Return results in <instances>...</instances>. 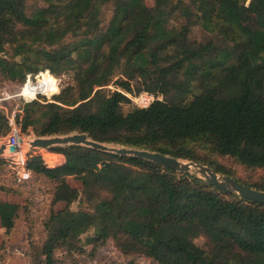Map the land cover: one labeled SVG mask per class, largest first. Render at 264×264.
<instances>
[{
  "label": "trees",
  "instance_id": "obj_1",
  "mask_svg": "<svg viewBox=\"0 0 264 264\" xmlns=\"http://www.w3.org/2000/svg\"><path fill=\"white\" fill-rule=\"evenodd\" d=\"M244 11L259 21L244 27ZM46 69L70 73L74 84L52 101H24L25 123L44 119L49 133L81 130L189 159L200 146L264 167V0H0V74L22 84ZM111 82L163 98L120 113L127 98L105 93ZM9 130L0 111V135ZM66 155L55 168L27 164L56 182L52 207L64 203L50 210L43 242L29 240L31 264H55L58 248L81 250L90 230L83 244L112 239L157 264H264V205L138 158L81 147ZM19 212L0 199L5 232Z\"/></svg>",
  "mask_w": 264,
  "mask_h": 264
},
{
  "label": "rangeland",
  "instance_id": "obj_2",
  "mask_svg": "<svg viewBox=\"0 0 264 264\" xmlns=\"http://www.w3.org/2000/svg\"><path fill=\"white\" fill-rule=\"evenodd\" d=\"M145 1L148 6L153 5V0ZM109 13V9L107 8L104 13L106 20L109 17ZM240 20L244 27L250 28L259 21V18L249 11H244L240 14ZM192 36L195 38L202 37L199 27L194 28ZM46 70L56 79L58 93L68 85L74 84V79L70 73L55 75L48 69ZM20 86L21 82L12 81L0 74V111L5 115L12 113L13 110L19 111L22 109L25 100L19 96ZM116 86V84L111 82L109 85L104 86L103 90L105 93H110ZM133 88L134 90L131 93L134 94L136 90L134 86ZM37 93L41 94L34 100L41 101H52L53 96L58 94ZM157 96L163 98L161 94ZM131 108L133 106L128 98L118 105L120 113H125ZM88 109L97 111V103L92 102ZM117 115L119 114L112 115L115 121L118 118ZM22 133L24 135L29 134L28 131H22ZM46 151L49 150H43V152ZM199 156L218 163L230 175L241 181L264 185V168L245 167L231 157L212 154L209 151L200 150ZM67 179L74 187H81L82 185L81 179L77 175L70 176ZM55 187L56 182L43 174L33 172L29 180L18 181L11 173V169L0 167V199L20 205V212L15 226L10 232H5L0 223V264H31L27 254L29 240H32L35 244H41L45 238L44 222L50 210L53 208V210L57 211L64 206V203L55 204L53 207L51 205L52 193ZM77 205V202L73 203L72 208L76 209ZM91 234L92 230L81 236V250L58 248L55 251V264H157L153 259L141 254H123L116 247L112 239H108L103 243L101 242L96 246L94 244H83L86 237ZM196 241L199 245L203 246L205 239L198 238Z\"/></svg>",
  "mask_w": 264,
  "mask_h": 264
},
{
  "label": "water",
  "instance_id": "obj_3",
  "mask_svg": "<svg viewBox=\"0 0 264 264\" xmlns=\"http://www.w3.org/2000/svg\"><path fill=\"white\" fill-rule=\"evenodd\" d=\"M22 131H28L29 134L24 135ZM16 132L25 164L36 162L46 168H55L65 164L67 159L66 151L75 150L78 147L94 149L110 155L111 157L107 158L111 160H116L118 157L126 159L134 157L156 164L163 169L175 171L177 177H181L185 173L190 174L223 192L264 205V185L241 181L233 175H230L218 163L210 159L201 158L199 156L200 150L209 151L217 155L221 154L200 146H196L195 149L193 147L199 158L189 159L176 157L159 150L124 145L113 141L98 140L86 131L81 130L49 133L46 132V122L44 119L32 123H25L20 119L16 127ZM44 149H48L49 151L43 152ZM15 151L16 149L13 146L7 147L4 144L0 145V157ZM48 156L51 157L48 158ZM221 156L231 157L237 163L245 167H250L240 163L232 156ZM126 159L120 162L125 163L129 167H133V162ZM225 197L228 198L227 195Z\"/></svg>",
  "mask_w": 264,
  "mask_h": 264
},
{
  "label": "built area",
  "instance_id": "obj_4",
  "mask_svg": "<svg viewBox=\"0 0 264 264\" xmlns=\"http://www.w3.org/2000/svg\"><path fill=\"white\" fill-rule=\"evenodd\" d=\"M44 72L48 71L45 70ZM42 74L43 72L41 71L37 73L29 72L26 74L24 82L19 87V96H21L25 101H32L34 99H37V96L41 94L36 92L34 84L42 78ZM114 90H117L123 95H125L129 99L133 107H147L154 100L162 99L157 96L158 94H154L145 90L140 91L138 93L134 92V94L131 92L124 91L119 87L114 88ZM22 112V109L19 111L13 110L12 113L6 115L10 130L5 136L0 135V145L4 144L7 147L13 146L15 147L16 151L0 158L8 162L5 168L11 169V173L15 176L18 181H27L31 178L33 170L28 167L27 164L24 163L20 150L19 139L16 132V127L19 123V120L21 119Z\"/></svg>",
  "mask_w": 264,
  "mask_h": 264
},
{
  "label": "bare ground",
  "instance_id": "obj_5",
  "mask_svg": "<svg viewBox=\"0 0 264 264\" xmlns=\"http://www.w3.org/2000/svg\"><path fill=\"white\" fill-rule=\"evenodd\" d=\"M58 80V79H57ZM36 92H42L43 94L58 93V85L56 79L48 72H43L40 81L34 84ZM7 152V150H6Z\"/></svg>",
  "mask_w": 264,
  "mask_h": 264
},
{
  "label": "crops",
  "instance_id": "obj_6",
  "mask_svg": "<svg viewBox=\"0 0 264 264\" xmlns=\"http://www.w3.org/2000/svg\"><path fill=\"white\" fill-rule=\"evenodd\" d=\"M59 203H61V202H58L57 204H59Z\"/></svg>",
  "mask_w": 264,
  "mask_h": 264
}]
</instances>
